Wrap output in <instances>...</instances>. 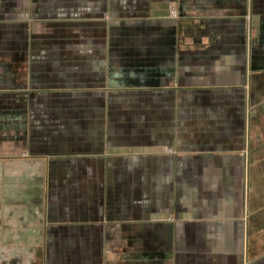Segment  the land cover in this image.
<instances>
[{
  "label": "crops",
  "instance_id": "crops-1",
  "mask_svg": "<svg viewBox=\"0 0 264 264\" xmlns=\"http://www.w3.org/2000/svg\"><path fill=\"white\" fill-rule=\"evenodd\" d=\"M0 45V264H264V0H0Z\"/></svg>",
  "mask_w": 264,
  "mask_h": 264
},
{
  "label": "rangeland",
  "instance_id": "rangeland-1",
  "mask_svg": "<svg viewBox=\"0 0 264 264\" xmlns=\"http://www.w3.org/2000/svg\"><path fill=\"white\" fill-rule=\"evenodd\" d=\"M5 48H9V45H0V50H4ZM5 59V57H1L0 60ZM7 60V59H6ZM20 63L22 60L23 63L25 61V57H19L17 58ZM0 61V64H3ZM2 75V74H0ZM0 85H2V82L0 81ZM5 89H0V152L3 150V142L5 138V134L8 135L7 133V128H5V122L6 120L10 117V114H7L8 112L5 111V96L6 92L4 91ZM15 107L16 105L13 104ZM7 107V106H6ZM19 107V105H17ZM255 109V108H254ZM16 111V110H14ZM256 111V110H254ZM258 113H259V121L253 124V129H252V135H253V143H252V161L250 164V188H251V193L253 196V209H254V214L256 217V222L254 224V232H253V239L255 241H263L264 243V228H262L259 224L260 222L264 223V105H260L258 107ZM6 117V119H5ZM19 127L14 126V128L11 130L13 133L18 132ZM14 138L17 140V143L20 144L21 137H20V132H18V135L14 134ZM1 156V155H0ZM16 161V162H15ZM20 159H7L5 160L4 158L0 159V164L1 169H0V207L4 205V198L6 192L8 193L9 191L5 190L6 184H5V164H21ZM20 165L14 166V169L17 168ZM21 171V170H20ZM14 181V185H15ZM262 207V210L260 209ZM4 252V249L0 248V253ZM26 253L27 257V264L30 263H35L38 257L37 249H28V250H23Z\"/></svg>",
  "mask_w": 264,
  "mask_h": 264
}]
</instances>
